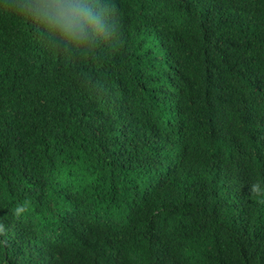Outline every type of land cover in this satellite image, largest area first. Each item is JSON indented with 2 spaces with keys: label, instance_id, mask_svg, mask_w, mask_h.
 Returning <instances> with one entry per match:
<instances>
[{
  "label": "trees",
  "instance_id": "1",
  "mask_svg": "<svg viewBox=\"0 0 264 264\" xmlns=\"http://www.w3.org/2000/svg\"><path fill=\"white\" fill-rule=\"evenodd\" d=\"M0 0V264H264V0H104L51 36Z\"/></svg>",
  "mask_w": 264,
  "mask_h": 264
},
{
  "label": "clouds",
  "instance_id": "2",
  "mask_svg": "<svg viewBox=\"0 0 264 264\" xmlns=\"http://www.w3.org/2000/svg\"><path fill=\"white\" fill-rule=\"evenodd\" d=\"M17 9L74 47H88L109 34L104 0H21Z\"/></svg>",
  "mask_w": 264,
  "mask_h": 264
}]
</instances>
